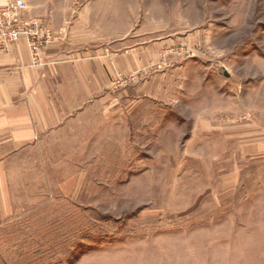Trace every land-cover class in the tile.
Here are the masks:
<instances>
[{
    "label": "rangeland",
    "instance_id": "1",
    "mask_svg": "<svg viewBox=\"0 0 264 264\" xmlns=\"http://www.w3.org/2000/svg\"><path fill=\"white\" fill-rule=\"evenodd\" d=\"M32 1L33 65L63 40L136 67L109 62L93 148L9 161L0 264H264V0Z\"/></svg>",
    "mask_w": 264,
    "mask_h": 264
},
{
    "label": "crops",
    "instance_id": "2",
    "mask_svg": "<svg viewBox=\"0 0 264 264\" xmlns=\"http://www.w3.org/2000/svg\"><path fill=\"white\" fill-rule=\"evenodd\" d=\"M10 1L0 0V6ZM26 4L29 8L34 1ZM62 41L42 51L41 65L32 64L24 39L0 47V205L8 198L2 187L6 167L20 152L46 143L58 144L57 149L65 144L74 145L70 150L93 148L98 112L105 115L102 109L111 102L109 62L124 72L136 67L129 65V55L109 58L106 50Z\"/></svg>",
    "mask_w": 264,
    "mask_h": 264
},
{
    "label": "built area",
    "instance_id": "3",
    "mask_svg": "<svg viewBox=\"0 0 264 264\" xmlns=\"http://www.w3.org/2000/svg\"><path fill=\"white\" fill-rule=\"evenodd\" d=\"M25 8L24 0H15L0 6V47L6 48L8 45L24 39L30 56L36 60L33 62L35 64L39 61L41 43H46L50 35L43 31L41 26H30L23 23L20 14Z\"/></svg>",
    "mask_w": 264,
    "mask_h": 264
}]
</instances>
